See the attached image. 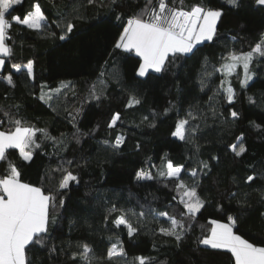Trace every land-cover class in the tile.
I'll list each match as a JSON object with an SVG mask.
<instances>
[{"label":"trees","instance_id":"obj_1","mask_svg":"<svg viewBox=\"0 0 264 264\" xmlns=\"http://www.w3.org/2000/svg\"><path fill=\"white\" fill-rule=\"evenodd\" d=\"M37 2L47 18L46 30L11 21V16L23 19ZM146 2L22 0L6 16L12 23L6 43L13 55L0 73V120H5L0 129L11 127L4 116L8 112L56 138L38 133L41 147L31 161H24L18 150L8 151L23 182L56 197V222L49 225L43 246H29L30 264H85L79 256L72 259L83 244L93 249L91 264H139L137 257L149 258L146 264H235L230 252L200 243L210 234L212 220L230 223V216L236 220L234 233L264 247V57H254V76L246 87L240 85L242 67L227 78L235 91L232 103L220 86L224 76L215 71L229 52L247 53L264 38V7L256 0H238V7L227 0H183L186 10L203 4L223 11L213 40L197 45L194 54L170 58L164 71L140 77V58L115 50L114 43ZM175 2L181 6L180 0ZM68 21L73 32L60 40ZM29 60L32 77L24 68ZM12 64H20L21 71L15 72ZM205 71L214 74L207 77ZM9 73L12 85L5 79ZM94 86L99 99L92 95ZM49 94L52 100H47ZM133 96L140 103L128 107ZM116 113L120 119L110 128ZM182 119L189 121L185 140L172 135ZM118 136L124 141L115 148ZM241 144L245 151L237 156L232 146L238 151ZM168 161L183 166L180 179L189 187L197 185L204 207L194 219L182 215L186 210L179 202V181L159 175L166 173ZM7 167L0 163V174ZM65 170L77 181L60 189ZM139 171L151 172L153 179L138 180ZM249 176L254 180L249 182ZM113 206L116 211H110ZM121 214L137 229L131 237L125 225L113 223ZM169 217L184 224L180 241L160 231L170 227ZM113 243L126 255L109 259Z\"/></svg>","mask_w":264,"mask_h":264},{"label":"snow or ice","instance_id":"obj_2","mask_svg":"<svg viewBox=\"0 0 264 264\" xmlns=\"http://www.w3.org/2000/svg\"><path fill=\"white\" fill-rule=\"evenodd\" d=\"M96 0H87L88 4H94ZM116 0H112L115 3ZM228 4L238 7V0H227ZM22 0H0V71L5 70V59L13 55V49L6 43V39H10L8 31L12 27V23L6 16L11 15L14 5H20ZM103 3V0H101ZM147 0L146 6L141 12L127 20L126 26L120 33L119 38L114 43L115 50H122L126 53L134 52L140 58L137 75L145 77L152 70L160 73L165 70L166 63L171 62L178 55L194 54V48L202 41H212L216 34L217 22L221 19L223 11L220 9H212L205 7L203 4H197L186 10L183 0H180L181 6L177 7L175 0L171 4L168 0ZM258 6H264V0H256ZM32 11L28 12L23 19L19 16H11V21L25 25L28 29L40 31L46 30L47 18L42 11L41 5L37 2L32 5ZM120 17L118 16L117 19ZM59 26V25H58ZM74 24L68 21L65 28V34L59 37L60 40L69 38V34L73 32ZM52 35H55L54 33ZM264 57V38L255 45V47L247 53L229 52L227 56L222 57L225 61L219 69L215 71L221 72L224 79L221 80V88L226 94L227 101L232 103L235 98V91L228 77L237 74V68L242 67L243 78L240 79L241 87H246L248 82L253 79L254 73L250 70L254 57ZM12 69L19 73L21 71L20 64H12ZM24 68L27 70L29 77L33 76V61L29 60ZM214 73L205 71L207 77H211ZM103 75V73H101ZM5 79L9 85L13 84V78L9 73ZM202 87L205 81H200ZM227 83V86L224 85ZM61 87H67L63 82ZM59 93L60 89L52 90ZM92 95L95 99L99 96L95 95V86ZM40 99L45 100V95H41ZM53 95H47V100H52ZM211 100L212 97H209ZM140 100L136 97H130L128 107L138 105ZM191 115V114H190ZM237 111H232L233 118L238 117ZM7 122L11 127L7 130H0V163L7 162L5 173L0 174V264H30L27 259V251L29 246H43L44 237L48 234L49 225L55 224L56 217L54 211L57 207L56 197L53 193H45L41 187L33 186L30 183L23 182L21 172L17 165L8 160V151L10 149L18 150L19 156L24 161L33 159V152L41 147L37 142V134L40 133L42 138L55 140L46 129H38L32 126H26L21 119L14 118L10 113H4ZM120 119V114L116 113L109 127H114ZM5 120H0L3 125ZM188 120H179L173 136L180 140L186 139V125ZM124 137L118 136L116 143L113 145L119 148L123 143ZM237 156H240L245 148L241 144L239 150L236 146H232ZM69 164L71 161L68 162ZM183 166H174L171 161L166 164V173L161 171L160 176L175 178L179 182L176 184L177 189L182 190L180 203L183 204L186 215L192 219L204 207V201L197 192L195 182L189 187L180 174ZM204 168L208 165L205 163ZM66 171V170H65ZM138 180H151L153 175L151 172L145 173L139 171L136 174ZM192 177L197 176V172H191ZM249 182L254 177L247 178ZM70 181H77V177L71 172H67L63 176L59 188L67 189ZM175 199V197L173 198ZM64 200L59 201V207H63ZM115 206L110 211H116ZM122 213L124 210H120ZM135 215V213H133ZM143 216L144 213H140ZM160 215L167 216V213ZM230 223H220L212 220L209 232L210 234L200 240V243L209 246L211 249L227 250L234 257L235 264H264V247H257L250 243L241 235H237L233 231L236 224L231 216L228 218ZM170 227L161 228L160 231L168 236H174L177 241L182 239V231L184 224L175 217H169ZM115 226L125 225L127 234L131 237L137 229L128 221L125 214L118 216L113 222ZM180 227L181 232L177 231ZM54 250V249H53ZM93 249L88 244L82 245V251L73 253L72 259L77 256L85 262L91 264L93 256L90 253ZM126 255L122 246L118 247L113 243L108 249L107 256L109 259L122 257ZM149 258L137 257L139 264H146Z\"/></svg>","mask_w":264,"mask_h":264},{"label":"crops","instance_id":"obj_3","mask_svg":"<svg viewBox=\"0 0 264 264\" xmlns=\"http://www.w3.org/2000/svg\"><path fill=\"white\" fill-rule=\"evenodd\" d=\"M4 59H6L7 57H3ZM151 71V70H150ZM2 71H0V73H1ZM1 130V129H0ZM220 223H222V222H220ZM234 231V230H233ZM225 251H227V250H225Z\"/></svg>","mask_w":264,"mask_h":264},{"label":"rangeland","instance_id":"obj_4","mask_svg":"<svg viewBox=\"0 0 264 264\" xmlns=\"http://www.w3.org/2000/svg\"><path fill=\"white\" fill-rule=\"evenodd\" d=\"M204 42H206V41H202V42H201V43H199V44H202V43H204ZM199 44H197V45H199ZM197 45H196V46H197ZM196 46H195V47H196Z\"/></svg>","mask_w":264,"mask_h":264},{"label":"built area","instance_id":"obj_5","mask_svg":"<svg viewBox=\"0 0 264 264\" xmlns=\"http://www.w3.org/2000/svg\"><path fill=\"white\" fill-rule=\"evenodd\" d=\"M1 77V76H0ZM2 125H0V127H1Z\"/></svg>","mask_w":264,"mask_h":264},{"label":"water","instance_id":"obj_6","mask_svg":"<svg viewBox=\"0 0 264 264\" xmlns=\"http://www.w3.org/2000/svg\"><path fill=\"white\" fill-rule=\"evenodd\" d=\"M261 7H264V6H261Z\"/></svg>","mask_w":264,"mask_h":264}]
</instances>
